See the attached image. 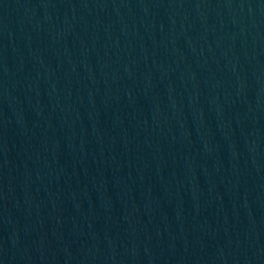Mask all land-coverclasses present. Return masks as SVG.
I'll list each match as a JSON object with an SVG mask.
<instances>
[{
	"label": "water",
	"instance_id": "95a60500",
	"mask_svg": "<svg viewBox=\"0 0 264 264\" xmlns=\"http://www.w3.org/2000/svg\"><path fill=\"white\" fill-rule=\"evenodd\" d=\"M0 264H264V0H0Z\"/></svg>",
	"mask_w": 264,
	"mask_h": 264
}]
</instances>
